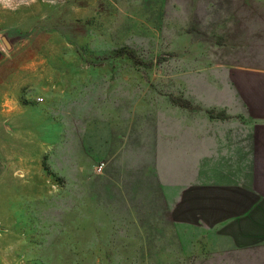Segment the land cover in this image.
I'll return each mask as SVG.
<instances>
[{"label": "rangeland", "instance_id": "1", "mask_svg": "<svg viewBox=\"0 0 264 264\" xmlns=\"http://www.w3.org/2000/svg\"><path fill=\"white\" fill-rule=\"evenodd\" d=\"M253 73L264 0H0V264H264Z\"/></svg>", "mask_w": 264, "mask_h": 264}, {"label": "crops", "instance_id": "2", "mask_svg": "<svg viewBox=\"0 0 264 264\" xmlns=\"http://www.w3.org/2000/svg\"><path fill=\"white\" fill-rule=\"evenodd\" d=\"M251 75L263 81H251L255 84L251 83L248 90H243L239 86L237 89L243 101L248 98L245 101L248 105V118L251 121L248 151L251 153L252 162H261L262 164L259 166L264 167V75L258 73ZM256 166L258 165L256 164Z\"/></svg>", "mask_w": 264, "mask_h": 264}, {"label": "built area", "instance_id": "3", "mask_svg": "<svg viewBox=\"0 0 264 264\" xmlns=\"http://www.w3.org/2000/svg\"><path fill=\"white\" fill-rule=\"evenodd\" d=\"M102 168H103V166L101 165V166H99L98 167V171H101L102 170Z\"/></svg>", "mask_w": 264, "mask_h": 264}]
</instances>
